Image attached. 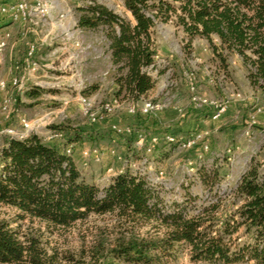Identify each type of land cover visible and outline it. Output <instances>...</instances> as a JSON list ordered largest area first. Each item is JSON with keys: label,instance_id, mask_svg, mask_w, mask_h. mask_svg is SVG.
<instances>
[{"label": "trees", "instance_id": "1", "mask_svg": "<svg viewBox=\"0 0 264 264\" xmlns=\"http://www.w3.org/2000/svg\"><path fill=\"white\" fill-rule=\"evenodd\" d=\"M122 3L131 19L96 0L76 8V25L101 29L106 38L115 96L138 99L154 86L147 72L156 55L154 27L168 20L183 30L185 52L195 37L205 38L223 71L228 56L237 53L250 85L264 87V0ZM97 87L87 84L81 94L87 96ZM45 90L34 85L26 95L36 97ZM64 135L62 145L45 142L36 133L5 136L0 145V264H160L181 250L192 261L264 264V170L257 162L251 161L241 173L232 190L240 201L230 212H219L218 194L194 212L185 210V201L175 200L166 211L142 175L118 172L102 189L85 180L70 153L82 133ZM86 137L94 139L92 134ZM196 171L204 185L220 179L215 165L211 170L201 165ZM3 207L14 209L15 217L3 216ZM90 214H112L116 222L97 227L89 241L83 238L76 246L52 243L50 235L56 230L68 229ZM26 217L38 219L44 229H22L20 221Z\"/></svg>", "mask_w": 264, "mask_h": 264}, {"label": "rangeland", "instance_id": "2", "mask_svg": "<svg viewBox=\"0 0 264 264\" xmlns=\"http://www.w3.org/2000/svg\"><path fill=\"white\" fill-rule=\"evenodd\" d=\"M47 1L48 14L33 15L37 23L26 33L28 42L36 48L33 61L37 69L23 78V88L13 86L9 90L15 99L7 95L0 101V145L5 136L30 133L38 134L45 142L62 145L64 134L78 131L82 139L72 145L70 153L82 177L99 188L106 186L118 172L128 170L146 178L154 194L162 199L163 210L172 209L175 200L185 201V210L194 212L214 201L217 194L222 199L219 212L234 209L240 200L232 190L247 165L255 161L260 170H264V87L250 85L239 55L228 56L225 72L212 57L205 38L195 37L189 51L185 52L186 38L181 27L172 20L157 21L155 61L147 68L155 80L156 93L133 100L119 98L114 95L112 65L102 30L82 29L76 25L77 6L89 0ZM96 1L131 19L122 0ZM214 41H217L215 37ZM23 50L26 53V49ZM21 62L10 61V66L17 64L21 69ZM90 83L98 84L97 89L86 96L90 99L91 111L97 116L95 120L85 114L80 99L81 90ZM34 85L46 90L36 97L27 96L26 91ZM144 100H160L165 106L142 113L139 108ZM114 101L110 112L102 110L103 103ZM216 104L224 106V110L216 117L223 119L214 130L207 127V119H216L212 117ZM133 107L135 109L130 111ZM168 108L183 115V130L175 133L163 126L145 125L149 118ZM199 116L198 123L192 124L191 120ZM22 118L40 125L25 130ZM10 128L14 134L6 132ZM88 134L94 139H88ZM167 134L174 140H165ZM201 165L208 170L214 165L218 167L220 179L212 186L198 179L196 169ZM1 212L3 216L15 217L12 208L3 207ZM20 222L22 229L28 226L44 229L38 219L26 217ZM115 222L112 214H90L68 229L56 230L50 240L59 246H76L83 238L89 241L97 227H110ZM160 264L219 263L192 261L187 252L181 250Z\"/></svg>", "mask_w": 264, "mask_h": 264}, {"label": "built area", "instance_id": "3", "mask_svg": "<svg viewBox=\"0 0 264 264\" xmlns=\"http://www.w3.org/2000/svg\"><path fill=\"white\" fill-rule=\"evenodd\" d=\"M48 9H49V3L47 0H16V1H2L0 0V15L2 16H7L10 20L12 21H17V20H24L29 22L30 24H36L37 21L34 20L32 17L33 15H42L45 16V14H48ZM35 17V16H34ZM47 19V18H46ZM59 24L61 25L62 22H59ZM67 32V30H66ZM67 37V36H66ZM10 38V31L8 30H4L1 34H0V53L5 50V48L7 47V43H8V39ZM35 45L33 43H29L26 53L22 59L21 62V68H25V67H30L32 69H35V62L33 61V56L35 53ZM153 64H151L149 66V68H151ZM18 65H15V68L18 69ZM11 83L13 84V86H15L16 88H23V79L22 76L18 77V76H12L11 78ZM0 86L4 87L5 86V82L1 81L0 82ZM80 99L81 102L83 104L84 107V112L87 116H89V118L91 120H95L97 118L96 114L93 113L91 111L92 107L91 106V102L90 99L86 96L80 95ZM116 103V101H114V103L110 104L108 102L103 103V105L101 106L102 110L104 112H110L113 108V105ZM165 106L163 101L160 100H144L141 103V107L139 108L140 111L142 113H149V112H154V111H158L163 109ZM217 110L216 113L212 115L213 118H216L220 115V113L222 112V110H224V106H222L221 104H216L215 105ZM135 108H131L130 111H133ZM263 115H264V110L262 111ZM21 124L23 126V128L25 130H31L33 127L35 126H39L40 123H32L29 120H26L24 118L21 119ZM6 132L8 133H15V131L13 129H6ZM26 136V135H24ZM23 135L17 136L16 138H22L24 137ZM153 140H156V137L152 138ZM165 140L167 141H173L174 137L172 135H166L165 136ZM190 144V142H188V145ZM67 152H70V149H67ZM94 153H96V150H93ZM98 159V158H97Z\"/></svg>", "mask_w": 264, "mask_h": 264}, {"label": "crops", "instance_id": "4", "mask_svg": "<svg viewBox=\"0 0 264 264\" xmlns=\"http://www.w3.org/2000/svg\"><path fill=\"white\" fill-rule=\"evenodd\" d=\"M4 1V0H2ZM5 1H13V0H5ZM8 30L10 31V38L8 39L7 47L4 50L3 54L0 56V82L4 81L5 86H0V101L2 97L4 98L8 97L9 99H15L13 98L14 95L10 94V89H13V84L11 83L12 76L21 77L22 79L26 77L28 74L30 75L32 72H34L35 69H32L30 67H25L18 69L15 68V65L10 66V61L15 62V60L22 61L25 52L23 48L27 50L28 45L22 47L23 44L29 43V35L26 33H29L31 30H33V25L30 24L27 21H24L22 19L17 21L10 20L7 16L0 15V34L4 31ZM237 57V55L235 54ZM7 64V65H6ZM35 67L36 64H35ZM24 81V80H23ZM42 86V85H41ZM31 87V86H30ZM3 88V89H2ZM6 88V90L4 89ZM4 90V91H3ZM156 92H154V86L148 91V96L155 95ZM8 95V96H7ZM182 114L179 115L178 111H174L171 108H168L164 110L163 112H160L159 114L153 116V118H149V120L145 121V125H149L152 127H159L163 126L164 129L167 131L172 132H179L180 130H183L184 128V119ZM195 115V114H194ZM224 115V114H223ZM200 119L199 117L193 118L191 121L192 124L195 125V123H198ZM223 118H216V119H207V127L210 129H218L217 127L220 126V123Z\"/></svg>", "mask_w": 264, "mask_h": 264}]
</instances>
